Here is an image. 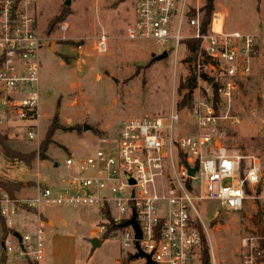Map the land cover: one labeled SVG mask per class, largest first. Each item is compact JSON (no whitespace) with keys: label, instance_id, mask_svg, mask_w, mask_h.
I'll return each instance as SVG.
<instances>
[{"label":"built area","instance_id":"obj_1","mask_svg":"<svg viewBox=\"0 0 264 264\" xmlns=\"http://www.w3.org/2000/svg\"><path fill=\"white\" fill-rule=\"evenodd\" d=\"M131 1L135 17L126 29L127 41L151 43L161 53H183L187 41L198 43V96L184 107L188 120L183 122L181 110L173 108L165 116L121 121L110 147L85 159L67 157L59 184H38L35 197L16 201L25 209L0 191V216L10 229L1 240L2 251L13 264L44 262L41 216L46 208L96 209L98 234L119 241L127 264H149L147 257L154 264H200L206 202L226 213L252 203L264 226V159L226 146L227 116L215 100L217 94L218 100L229 101L251 75L257 37L227 30L222 11H213L204 27L200 0ZM31 6L28 0H0V134L8 123L25 124V139L39 142L44 40ZM107 43L102 30L96 51L106 53ZM17 210L34 213L36 223L33 232L18 233L20 239L10 228ZM132 217L140 239L131 224L122 226ZM139 252L143 256L132 259ZM238 258L240 264H264V235L255 231L241 239Z\"/></svg>","mask_w":264,"mask_h":264},{"label":"rangeland","instance_id":"obj_2","mask_svg":"<svg viewBox=\"0 0 264 264\" xmlns=\"http://www.w3.org/2000/svg\"><path fill=\"white\" fill-rule=\"evenodd\" d=\"M28 1L32 2L30 8L44 40L40 51V140L27 141L25 124L20 123L4 125L0 134L7 137L12 151L35 153L27 166L19 161L8 162L0 150V182L25 185L21 193H14L17 201L35 197L38 184L60 183L66 175L67 157L85 159L110 147L121 121L165 116L176 108L186 122L184 107L198 96V86L193 90L182 87L192 67L186 61L190 56L187 47L183 53H167L165 58L155 60L162 49L125 39L126 29L135 17L131 0H69L68 6V0ZM200 3L205 12V0ZM213 11L226 14L227 30L257 37L251 75L239 82L230 100L223 101L219 108L221 115L227 116L223 121L226 146L264 159V0H215ZM102 30L108 43L107 52L100 54L96 40ZM185 96L189 101L180 107ZM53 124L60 129L48 145L49 159L43 161L40 147ZM203 210L207 212L201 234L210 264H240V240L257 231V208L248 203L241 212L226 213L215 202H206ZM42 213V264H127L119 241L98 234L100 218L96 209L54 207ZM33 214L17 210L10 228L25 233L35 225ZM1 237L0 228V264H13L2 256ZM94 238L101 243L92 250L90 242Z\"/></svg>","mask_w":264,"mask_h":264},{"label":"trees","instance_id":"obj_3","mask_svg":"<svg viewBox=\"0 0 264 264\" xmlns=\"http://www.w3.org/2000/svg\"><path fill=\"white\" fill-rule=\"evenodd\" d=\"M215 0H205L204 4V17H203V25L204 27L208 24L210 21L212 11H213V3ZM63 20V19H62ZM187 47L190 51V56L186 59L187 62L192 64L191 71L189 76L187 77L185 83L182 85V87H185L189 90H193L196 87V74H195V67L194 63L196 60V57L198 55V43L196 41H187L186 42ZM188 96H185L183 99V102L180 104V107L183 105H186L189 101ZM215 100L219 101V103L222 105L223 102L218 100L217 94H215ZM60 129L56 124L51 125L47 132H46V138L43 141V144L40 147V158L43 161H47L49 158L46 155V152L48 150V145L51 144L50 140L54 135V132L56 130ZM52 142V141H51ZM0 150L4 156V158L8 162H13V161H19L23 162L27 166L30 165L31 161L35 158V153H30V155H22L19 153H16L12 151L7 137L0 136ZM25 185L23 183H4L0 182V191H4L9 199L14 201L17 206H19L22 209H25L26 207L24 205L18 204L16 201V198L14 196V193L19 192L20 189H22ZM255 219L257 221V231L260 235H264V226H262L261 222V213H257L255 215ZM0 228L2 231V237L1 240L5 237V235L9 232L10 229H8L5 225V222L3 218L0 216ZM101 243V242H100ZM4 257V255H2ZM5 259V257H4ZM200 264H210V255L208 253V247L206 245V242L204 241V237H202L201 241V252H200ZM31 264V263H29Z\"/></svg>","mask_w":264,"mask_h":264},{"label":"water","instance_id":"obj_4","mask_svg":"<svg viewBox=\"0 0 264 264\" xmlns=\"http://www.w3.org/2000/svg\"><path fill=\"white\" fill-rule=\"evenodd\" d=\"M65 5L66 6L69 5V0L66 1ZM166 56H167V53L166 52H163L161 55H158V56H156L154 58H155V60H160V59L165 58ZM215 88H216V84L214 83L213 84V89H215ZM190 173L192 174L193 171H190ZM129 224H131L134 227V229L136 231V238L137 239H140L141 238V234H140L139 228L137 227V224L135 222L134 217H132V219L130 221L124 223L122 226L125 227V226H128ZM14 236H16L18 239H20V236H19V234L17 232H14ZM90 243H91V246H92V250H94L96 247H98L100 245V243L98 242V240L96 238L92 239ZM2 247H3V244H1V248ZM136 247H138V245H136ZM141 256H143V254L141 252H139L138 254L134 255L132 257V259H136V258L141 257ZM147 259H148V263L149 264H154V263H152L150 261L149 257H147Z\"/></svg>","mask_w":264,"mask_h":264},{"label":"crops","instance_id":"obj_5","mask_svg":"<svg viewBox=\"0 0 264 264\" xmlns=\"http://www.w3.org/2000/svg\"><path fill=\"white\" fill-rule=\"evenodd\" d=\"M57 184H59V182H55V181H53V185H57ZM23 190H21V192H22ZM21 192H19V193H21ZM19 193H17V194H19ZM45 217V216H44ZM46 218V217H45ZM34 223H35V221H34ZM35 227H36V223H35V225L33 226L32 225V227H29V229H26V232H33L34 231V229H35ZM13 230V229H12ZM14 231V230H13ZM14 232H17V233H20L19 231H14Z\"/></svg>","mask_w":264,"mask_h":264}]
</instances>
